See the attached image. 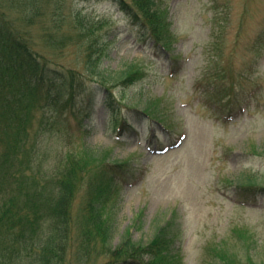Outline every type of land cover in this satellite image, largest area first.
Listing matches in <instances>:
<instances>
[{"label":"rangeland","instance_id":"374dc122","mask_svg":"<svg viewBox=\"0 0 264 264\" xmlns=\"http://www.w3.org/2000/svg\"><path fill=\"white\" fill-rule=\"evenodd\" d=\"M162 2L167 9L163 32H172L165 36L170 51L164 53L107 0H39L35 5L0 0V17L28 32L50 68L83 69L85 49L97 40L100 70L126 72L131 84L113 88L115 115L135 107L143 124L154 123L144 112L161 125L160 132L153 129L156 136L136 128L132 137L117 139L116 116L106 108L93 107L81 122L70 116L71 106L75 110L79 103L76 96L64 105L67 110L61 107L63 112H35L30 138L36 141L37 163L52 173L66 160H81L89 149L115 162L128 161V173L116 178L100 208L113 248L125 236L147 246L164 228L171 264H222V257L227 264L233 256L235 264H264V47L255 49L256 39L264 37V0ZM225 7L226 24L220 20ZM214 18L220 21L216 26ZM80 24L87 25L84 39L75 34ZM212 27L223 32L216 40L220 59L212 49ZM51 32L54 40L47 37ZM255 60L260 66H252ZM219 66L232 71L236 81L229 100L219 95L225 109L212 106L203 92L212 83L229 87V78L215 74ZM36 94L41 104L46 98L60 105L67 100L60 92ZM40 119L52 127L41 131ZM240 182L262 191L254 199L251 191L239 189Z\"/></svg>","mask_w":264,"mask_h":264},{"label":"trees","instance_id":"16d2710c","mask_svg":"<svg viewBox=\"0 0 264 264\" xmlns=\"http://www.w3.org/2000/svg\"><path fill=\"white\" fill-rule=\"evenodd\" d=\"M28 2L35 5L39 0ZM107 2L136 26L140 36L151 41L154 50L170 51L165 36H171L172 32L168 28V33L163 32L167 20L164 11L167 9L162 0ZM222 10L225 14L220 20L226 24L228 8ZM37 14L39 9L35 6V18ZM218 22L214 18L215 26ZM80 26L74 27L75 34L84 39L88 33L87 25ZM212 28V38L215 39L212 49L220 59L221 51L216 47V40L223 32ZM47 37L54 40L56 35L51 32ZM29 38L28 32L17 28L12 19L0 17V264H86L98 258L108 259V264H171L173 256L167 255L168 234L164 228L147 246L125 236L112 247L109 224L100 208L106 203L116 178L128 173V161L115 162L109 156L103 153L100 156L98 151L89 149L83 156L85 159L66 160L60 168L47 173L37 163L36 141L30 138L33 117L39 108H42L41 114L59 108L63 112L61 107L73 103L76 96L80 97L79 103L75 110L74 104L71 106L69 114L80 118L78 122L95 106L106 108L115 115L113 88L131 85L126 80V72L105 75L100 70L102 49L100 46L96 48L97 40L88 43L85 49L83 69L50 68L32 47ZM62 39L66 40V37ZM255 46L258 51L264 47L263 36L256 39ZM254 65L260 66L259 61L255 60ZM216 69L218 77L229 78V87L222 90L212 83L203 92L212 106L225 109L224 97L219 95L224 93L229 100L236 81L232 71H225L220 66ZM81 70L92 78H84ZM90 82L92 84L88 85ZM37 91L60 92L67 100L62 106L60 101L49 98L41 104L43 99L36 96ZM135 110V107L128 108L127 114L115 115L120 133H129L131 127L145 132L155 129L154 124H148L149 121L148 125L143 124L145 121L136 116L142 111ZM143 114L151 121L155 120L149 114ZM38 124L41 131L52 127L41 119ZM237 186L242 191H251L254 199L262 191L255 190L252 184L240 182ZM243 202L251 204L246 200ZM222 261L225 263L226 257H222ZM230 261L227 264H235V256Z\"/></svg>","mask_w":264,"mask_h":264}]
</instances>
